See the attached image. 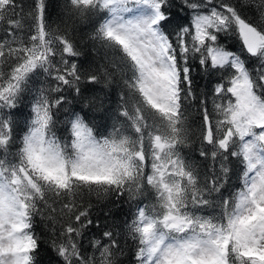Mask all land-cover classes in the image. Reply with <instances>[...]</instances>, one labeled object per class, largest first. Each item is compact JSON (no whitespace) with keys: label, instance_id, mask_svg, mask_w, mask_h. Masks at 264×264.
Returning a JSON list of instances; mask_svg holds the SVG:
<instances>
[{"label":"snow or ice","instance_id":"snow-or-ice-1","mask_svg":"<svg viewBox=\"0 0 264 264\" xmlns=\"http://www.w3.org/2000/svg\"><path fill=\"white\" fill-rule=\"evenodd\" d=\"M42 244L54 264H264V0H0V264Z\"/></svg>","mask_w":264,"mask_h":264},{"label":"trees","instance_id":"trees-1","mask_svg":"<svg viewBox=\"0 0 264 264\" xmlns=\"http://www.w3.org/2000/svg\"><path fill=\"white\" fill-rule=\"evenodd\" d=\"M21 2L25 5V10H27L28 5L31 4V0H21ZM57 2L62 3L63 0H53L54 4ZM50 11L52 12V19L55 20L56 19V11H58V8H56L54 6V7L50 8ZM81 27H83V26H81ZM221 43L225 44L226 46H228L231 49H235L237 47L236 43L232 37L221 36ZM193 67H194L193 83H194L196 93L199 96L201 92L206 91L208 88L211 87V85L209 84L208 78L206 76H203L199 72L195 63L193 64ZM112 87L115 88V85H113ZM117 99H118V96L114 92L112 95L113 105L115 104ZM208 107H209V110L211 111L212 110L211 102H209ZM190 118L195 122L193 125L194 127L200 123V118L197 116L196 111L194 109L192 110ZM194 147L198 148L199 147L198 143ZM191 154L193 156L198 157V153L195 151H193ZM85 199L87 201L88 198L86 197ZM91 201L93 203V219H95L97 216H99L102 225H105V224L111 225L113 223H115L116 225H120L122 223V221L124 220L123 213H126L128 211L127 205H124L122 209L113 208L111 215L106 217L104 215V212L101 211V209H104V211L107 210V208L105 207L107 202H105V201L97 202L94 196L91 197ZM37 231L43 232L42 226H38ZM92 231H93V233H96V229H93ZM120 259L123 261V264H130V255H125L123 257H120ZM54 260H55L54 254H52L50 252V250L47 248L46 244H42V246H41V264H50V261H52V264H54Z\"/></svg>","mask_w":264,"mask_h":264}]
</instances>
